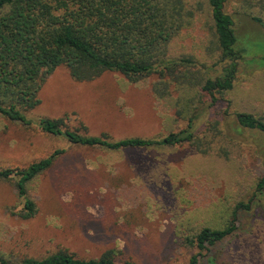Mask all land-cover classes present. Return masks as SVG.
I'll return each mask as SVG.
<instances>
[{"label": "rangeland", "instance_id": "1", "mask_svg": "<svg viewBox=\"0 0 264 264\" xmlns=\"http://www.w3.org/2000/svg\"><path fill=\"white\" fill-rule=\"evenodd\" d=\"M198 1L203 11L170 42L169 54L212 66L219 51L207 0H186L188 6ZM240 1L228 0L227 11L235 14L239 33H249L251 55L241 60L235 87L215 106L197 90L202 74H195L194 87L171 82L167 95L159 96L157 76L133 82L107 72L79 81L60 66L43 83L40 104L27 112L34 121L65 117L73 130L117 140L165 136L185 128L198 112L196 136L211 145L206 153L191 143L117 151L85 147L0 115V170L21 169L64 151L28 183L38 208L30 219L19 215L24 202L17 178L0 179V257L16 263L64 249L93 259L112 250L120 263L190 264L198 250L185 238L206 226L223 227L239 201L249 202L264 176V135L249 130L237 135L232 127L236 112L264 118V27L251 18L264 22V11L240 7ZM216 69L209 75L222 65ZM216 119L222 120L220 129L212 125ZM256 205L238 212L234 235L204 251L201 264L211 256L219 264H264V198Z\"/></svg>", "mask_w": 264, "mask_h": 264}, {"label": "trees", "instance_id": "2", "mask_svg": "<svg viewBox=\"0 0 264 264\" xmlns=\"http://www.w3.org/2000/svg\"><path fill=\"white\" fill-rule=\"evenodd\" d=\"M227 3L228 0H207L219 51L218 60L208 66L192 56L169 54L170 42L203 11L201 1L188 6L186 0H0V115L25 126L36 125L49 135L62 136L72 144L85 147L117 151L191 143L206 153L212 140L206 147L197 138L198 112H193L185 128L165 136L118 140L107 133L95 136L73 130L65 117H41L34 121L27 112L40 104L43 83L60 66L67 67L71 77L79 81L93 80L107 72H118L133 82L157 76L159 81L154 91L159 96L167 95L172 85L185 83L194 87L195 74H202L205 77L197 90L210 100V107L215 106L235 87L239 64L251 55L247 53L249 33H239L240 24L235 14L227 11ZM240 4L245 9L264 11V0H241ZM251 18L264 27L262 17L252 15ZM220 64V72L210 76V70L216 71ZM234 122L232 128L237 135L247 130L264 135V118L253 113L236 112ZM212 125L220 129L222 120L216 119ZM63 152L56 150L21 169L0 170V179L17 178L18 196L24 202L19 212L23 219L34 217L38 211L36 202L28 195V183L49 170ZM263 198L264 176L256 183L249 202L239 201L232 208L231 218L223 227L206 226L187 236L188 245L198 250L191 256L190 264H201L200 256L204 251H210L234 235L238 212L251 211ZM207 263L219 264L214 256L208 257ZM0 264L136 263L132 260L117 262L112 250L99 258L81 259L68 250L59 249L16 263L0 257Z\"/></svg>", "mask_w": 264, "mask_h": 264}]
</instances>
